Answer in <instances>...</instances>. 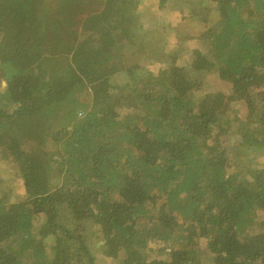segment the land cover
Segmentation results:
<instances>
[{
    "label": "trees",
    "instance_id": "16d2710c",
    "mask_svg": "<svg viewBox=\"0 0 264 264\" xmlns=\"http://www.w3.org/2000/svg\"><path fill=\"white\" fill-rule=\"evenodd\" d=\"M185 6L0 0V264H264V0Z\"/></svg>",
    "mask_w": 264,
    "mask_h": 264
},
{
    "label": "rangeland",
    "instance_id": "374dc122",
    "mask_svg": "<svg viewBox=\"0 0 264 264\" xmlns=\"http://www.w3.org/2000/svg\"><path fill=\"white\" fill-rule=\"evenodd\" d=\"M192 1L193 0H187V6H189L192 3ZM187 6H185V7H187ZM157 62L159 63V62H161V60H160V57L155 56V54L152 57H148L145 59L141 58L140 61H138L139 66L142 68V70L148 69V68H153L157 64ZM218 85L220 86V84L218 83V78H216L214 76H212V77L210 76V80H209V83L207 84V87L216 88ZM13 169H14V167L11 166L10 162L7 161V159L5 160V158L0 157V175L2 177H5L7 179L11 178L10 173L13 171ZM59 177L60 176H58L57 173H55L54 175L52 174L51 178L53 179L54 185L58 182L59 179H57V178H59ZM61 180H62V176H61L60 181Z\"/></svg>",
    "mask_w": 264,
    "mask_h": 264
}]
</instances>
